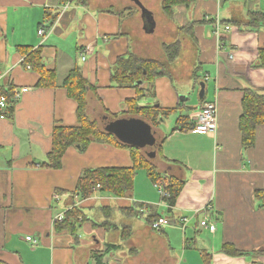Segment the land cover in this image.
Returning a JSON list of instances; mask_svg holds the SVG:
<instances>
[{
  "label": "crops",
  "instance_id": "crops-1",
  "mask_svg": "<svg viewBox=\"0 0 264 264\" xmlns=\"http://www.w3.org/2000/svg\"><path fill=\"white\" fill-rule=\"evenodd\" d=\"M162 2L0 0V72L6 74L0 93L11 91L14 101L6 119L0 118V261L264 264V126L250 148L243 147L239 128L243 90L264 94V67L257 64L264 50V26L252 25L249 16L260 0H196L176 6L171 16ZM226 23L230 30L217 36L216 26L222 30ZM72 34L76 37L68 51L64 44ZM177 43L181 50L170 63L164 48ZM19 47L41 50L44 65L56 72L55 88L37 87L40 75L26 64ZM132 56L164 67L165 75L136 83L153 94L140 99L138 107L171 112L159 117L157 125L126 116V102L136 100L140 91L113 81L118 60ZM75 68L90 85L91 119L98 111V119L138 118L153 128L159 145L149 160L159 173L185 182L172 209L163 204L144 170L138 171L126 196L96 191L82 199L76 194L87 170L133 168L130 151L121 146L93 142L83 152L72 147L61 169L45 167L55 127H79L77 103L63 87ZM24 88L29 92L14 100L15 92ZM207 103L218 106L216 134L193 130ZM171 114L177 117L174 124L165 120ZM181 118L185 131L177 129ZM208 205L211 209L205 212ZM70 206L87 218L75 235L55 230L60 223L55 218L62 213L65 218ZM196 210L201 214L184 233L180 217H191ZM155 213L172 224L154 231ZM206 216L215 232L200 228ZM27 237L38 244L33 246ZM225 245L249 254L227 255Z\"/></svg>",
  "mask_w": 264,
  "mask_h": 264
},
{
  "label": "trees",
  "instance_id": "trees-1",
  "mask_svg": "<svg viewBox=\"0 0 264 264\" xmlns=\"http://www.w3.org/2000/svg\"><path fill=\"white\" fill-rule=\"evenodd\" d=\"M85 2V0H78ZM196 0H163L162 9L169 16L172 15L173 9L176 6H190ZM248 3L249 0H243ZM249 16L251 24L264 26V12L255 9H250ZM228 25V23H226ZM229 26V25H228ZM21 55L26 57V64L31 65V69L40 75V80L37 84L39 88H55L56 87V72L48 70L43 63L41 50H29V48H18ZM169 62L173 63L177 59L181 50L180 44L165 46L164 48ZM258 66L264 67V50L259 51ZM118 73L113 76V81L122 84V87H131L139 90L137 82L151 83L157 77L165 75L164 67L157 62L137 59L136 57H123L117 62ZM142 85V84H141ZM140 85V86H141ZM63 87L67 90L68 97L77 103V120L79 127L64 128L55 127L53 131V146L52 151L48 154V163L45 167L52 170H58L62 167V159L69 148L76 147L80 151H86L93 142L102 144H112L121 146L130 151L133 160V168L131 169H98L87 170L80 177L76 188V194L82 199L91 197L94 192L102 191L115 197H123L133 191L134 179L138 171H146L149 179L153 183L162 182L169 194L166 199L170 207H174L176 201L185 185V182L163 175L158 172L149 160L148 156L141 152L138 148L130 147L117 142L113 134L107 133L100 128L101 122L92 120L88 115V94L90 85L87 79L83 76L79 68L73 69L63 83ZM12 90V89H10ZM140 94L136 100H128L126 103L125 114L138 115L149 120L153 125H157L159 117L167 116L170 111H161L157 108H140L137 102L142 98L153 97L151 92L139 90ZM242 111L240 119V131L242 133V145L244 148H250L255 144L257 130L264 126V94L253 89L243 90ZM2 93L11 99V91L2 90ZM161 114V115H160ZM163 114V115H162ZM160 115V116H159ZM100 121V119H98ZM182 120L179 119V122ZM184 121V120H182ZM178 130L185 131L186 126L180 123ZM193 126V125H192ZM162 143V142H161ZM161 147V145L159 146ZM99 187V188H98ZM263 196V195H262ZM155 213L151 218L153 219ZM160 216H157L153 221H157ZM82 218V220H81ZM87 218L77 208L67 212L62 222L56 223L55 230L57 232H66L70 235H75L79 228L80 222L86 221ZM224 252L230 256H245L249 253L236 251L231 245H225ZM0 264H6L0 261Z\"/></svg>",
  "mask_w": 264,
  "mask_h": 264
},
{
  "label": "built area",
  "instance_id": "built-area-1",
  "mask_svg": "<svg viewBox=\"0 0 264 264\" xmlns=\"http://www.w3.org/2000/svg\"><path fill=\"white\" fill-rule=\"evenodd\" d=\"M230 27L226 26V28L220 30L218 26H216V32L215 34L217 36H221V33L224 31H229ZM43 32H40V35H42ZM87 58V56H82V60L84 61ZM30 69V67H28ZM6 76V74H3L0 72V80ZM5 89V88H4ZM7 90V89H5ZM29 92L28 88H24L20 90L19 92H15V98L14 100H17L20 97V93H27ZM14 105V101L10 100V98L5 95L0 93V118L1 119H6V113L9 111L11 106ZM218 120H219V111H218V106L216 103H207L205 104L197 113L194 125H193V130L196 132H201V133H211V134H216L218 130ZM99 188V187H98ZM155 188L157 189L158 194L163 200V204L172 209L170 205L167 202V198L169 197L168 192L165 189V185L160 182L155 185ZM59 197L55 196V201H58ZM74 207L70 206L67 212L72 210ZM209 209H211V206L208 205L205 209V212H207ZM200 210H196L193 212L191 217H180V222L179 225L182 229V231L185 233L186 229L192 219H195L200 213ZM64 220V214H60L55 218V221L62 222ZM172 222L169 220L167 217H161L157 221H155L152 224V228L156 232H160L161 229L165 226H170ZM199 226L202 229L209 230L210 232H215L216 227L215 225L212 224V222L208 219L206 216L205 219L199 221ZM27 242L31 243L33 246H36L38 242L34 240L32 237H27Z\"/></svg>",
  "mask_w": 264,
  "mask_h": 264
},
{
  "label": "water",
  "instance_id": "water-1",
  "mask_svg": "<svg viewBox=\"0 0 264 264\" xmlns=\"http://www.w3.org/2000/svg\"><path fill=\"white\" fill-rule=\"evenodd\" d=\"M138 3V0H133ZM145 11V9L142 7ZM203 92V91H202ZM104 130L113 134L121 143L139 148L149 157H155L159 145L153 128L142 119L122 118L113 119L100 115Z\"/></svg>",
  "mask_w": 264,
  "mask_h": 264
},
{
  "label": "rangeland",
  "instance_id": "rangeland-1",
  "mask_svg": "<svg viewBox=\"0 0 264 264\" xmlns=\"http://www.w3.org/2000/svg\"><path fill=\"white\" fill-rule=\"evenodd\" d=\"M77 2V1H76ZM76 2H74L73 4H75ZM257 7H255L254 9H258V11L260 10V11H264V0H260V2L256 5ZM256 9V10H257ZM136 25H137V23H136ZM76 37V35L75 34H72L71 35V37L69 38V40L64 44L65 45V48H67V50L69 51V45L73 42V40H74V38ZM133 46V45H132ZM131 46V47H132ZM107 52L105 51L104 52V54H106ZM153 62V61H152ZM79 66H81L82 67V63H81V61H80V59H79ZM89 114V113H88ZM97 114H98V111L96 112L95 111V113L93 114V117H92V120L94 121V120H97L98 122H101V121H99L98 120V117H97ZM176 114H171L167 119H165V120H167V121H172L173 122V124H174V122H175V120H176V116H175ZM133 116H135V115H133ZM102 124H100V128L101 129H103L102 128V126H101ZM164 130V129H163ZM113 147H115V146H113ZM117 148H119V147H117ZM77 151V150H76ZM75 151V152H76ZM78 152V151H77ZM79 153H81V152H79Z\"/></svg>",
  "mask_w": 264,
  "mask_h": 264
}]
</instances>
